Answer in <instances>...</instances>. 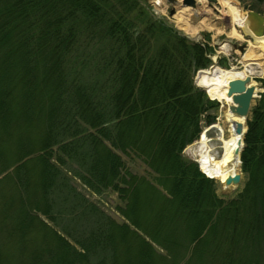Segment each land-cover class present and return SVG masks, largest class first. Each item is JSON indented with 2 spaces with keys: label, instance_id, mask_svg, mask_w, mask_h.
Returning <instances> with one entry per match:
<instances>
[{
  "label": "trees",
  "instance_id": "16d2710c",
  "mask_svg": "<svg viewBox=\"0 0 264 264\" xmlns=\"http://www.w3.org/2000/svg\"><path fill=\"white\" fill-rule=\"evenodd\" d=\"M212 52L138 0H0V264H264V91L236 197L220 198L183 154L218 106L194 82ZM61 166L97 194L117 192L128 222L69 185Z\"/></svg>",
  "mask_w": 264,
  "mask_h": 264
},
{
  "label": "rangeland",
  "instance_id": "374dc122",
  "mask_svg": "<svg viewBox=\"0 0 264 264\" xmlns=\"http://www.w3.org/2000/svg\"><path fill=\"white\" fill-rule=\"evenodd\" d=\"M157 0H138L140 5L146 6V8L149 10V14L151 18L157 22H163L167 24L174 32H176L180 36H187L192 42L195 40L200 43H205L208 44L209 46L213 47V52L210 55V58L212 60V64L202 70H207L211 69L214 66L224 68V69H229L232 67H235L237 69H241L243 66V55L249 50L253 49V45L255 44V39H253L249 34H246L242 29L238 28L236 26V23L233 21V18L231 15H229L228 11L227 14L224 16L218 15L216 12L213 11L212 8L208 6V1L207 0H197L198 7L201 8L203 7L206 9V13L202 17H196L195 18V9L191 7H184L181 5V0H178L176 4H170L167 0H160L159 4H156ZM231 5L236 7L242 15L247 16V13L249 11H254L257 12L261 15L264 16V0H229ZM197 7V8H198ZM214 7L218 10L221 11L222 8L214 4ZM172 8H175V14L173 16L170 15V11ZM186 10V11H184ZM183 14L184 17L180 18L179 16ZM201 14V12L199 13ZM193 17L195 19H193ZM188 18V22L190 25L193 27H197L200 23L207 21L209 23L210 27H205L202 29H197V33L194 35H188L185 34L181 29L178 28L177 26V20H181L182 23H185L186 19ZM180 21V22H181ZM138 24L141 26L140 22ZM236 28L241 37H232L231 36V31L233 28ZM226 43L225 48H221L222 45ZM160 42H156V46H158ZM247 44L246 48L244 49V52L240 50V47L244 46ZM253 44V45H252ZM236 45V46H235ZM79 51V52H78ZM257 51V50H255ZM90 48H87L85 45H79L76 48L75 54L78 56L80 60L83 59L84 62L87 61V57L89 55ZM258 52V51H257ZM88 54V55H87ZM89 66V65H88ZM87 66V67H88ZM262 68L263 72L260 75H255L253 78V83L256 85L258 88L257 90V97L253 101V107L257 104L258 100L261 98V94L263 93L264 89L262 88V83L260 82V79L264 78V59L262 60ZM95 71H92V66L85 70H82L81 74L82 76L87 79L94 73ZM198 73V72H197ZM195 74L194 76V82L196 86H199L198 84V74ZM211 100V99H210ZM218 103V102H216ZM215 107L211 108L208 110L206 113L202 115V121H201V126L202 129L207 127L206 123V116L212 115L216 118V121L218 119L224 120L225 112H226V106H222L221 103H218V106L214 104ZM215 121V120H214ZM40 123V125H38ZM43 119L40 118V120L37 121V125L39 126L38 128L41 129L42 126H46L44 124ZM27 126V123H26ZM245 126L247 127L246 123ZM30 126H27L24 128V131H26V136L28 141H32L35 138V134H37L38 130H35L34 132L29 131ZM34 130V129H32ZM35 133V134H34ZM8 132L4 133L2 135V139L6 136V139H11L12 135H7ZM1 145L2 142L0 141ZM196 141L190 145H188L184 151V157L192 162H196L197 158V150L198 146L195 145ZM4 148H9L13 149V145L11 141L6 140V143L4 145ZM193 150L195 151L193 155ZM124 158L128 161V166L130 167V170L134 173H137L139 175H147V169L146 167L138 160L131 159L127 156H124ZM76 168V167H74ZM61 171H63L64 174L67 175L69 178L68 184L73 185L74 187L77 188L78 191L83 193L87 199L90 201H94L95 203L98 204L107 214H109L116 222L118 223H123V222H128L118 211L117 207L123 205L124 206V201L119 198V195L117 192L113 190H105V192L101 194H97L93 191H91L83 182L82 180L75 175L74 172H72V168H69L66 166H61L60 167ZM239 173L241 174V182L238 185H235L234 187H223L219 184L216 183L215 185V191L216 194L222 198V199H230L234 198L238 195V193L243 189L244 183L246 181V176L242 172L241 169V164L239 168ZM148 176V175H147ZM66 210V209H65ZM74 216V214H73ZM43 219L52 227L54 228L57 232H59L62 236L66 237L69 239L71 244H74L70 238L62 232V226L56 227L55 224L49 220H46V218L43 217ZM88 227V222L87 223H78L79 227L84 226ZM68 226V225H66ZM134 230V227L132 228ZM141 234V232H140ZM151 242L150 239L147 238ZM76 245V244H74ZM154 247L158 252H160L163 255H168L165 250H163L160 246H158L156 243H153ZM77 246V245H76ZM78 247V246H77ZM44 249H46V246H43Z\"/></svg>",
  "mask_w": 264,
  "mask_h": 264
},
{
  "label": "bare ground",
  "instance_id": "6f19581e",
  "mask_svg": "<svg viewBox=\"0 0 264 264\" xmlns=\"http://www.w3.org/2000/svg\"><path fill=\"white\" fill-rule=\"evenodd\" d=\"M217 1L222 10L219 11V13L214 10L213 11L222 16L227 14L226 11H228L229 15H231L233 21L236 23V26L242 29V31H244L246 34L252 36L249 29L247 16L242 15L236 7L231 5L229 0ZM159 3L160 0H157L156 4ZM184 9L186 8L184 7ZM195 11V18L200 12V17L207 14L206 9H204L203 7H198L197 9H195ZM179 17L183 18L184 15L181 14ZM195 18L193 17V19ZM180 21L181 20H177L178 28L188 35L196 34L197 29L210 27L207 21L200 23L197 27H193L192 25H190V23L188 22V18L186 19L185 23H182V21ZM231 36L241 37L239 31L235 27L231 31ZM254 39L255 44H252L253 49H249L243 55V66L241 69H237L235 67L224 69L214 66L211 69L203 70L199 74L198 84L200 87H203L205 89L208 95V99L221 103L222 106H226V103L230 105L231 99L227 97L229 82L238 78L244 79L247 76L251 77L249 86H254L256 88L255 95L257 97L258 88L252 80L255 75H260L263 72L262 60L264 59V36L260 38L256 37ZM226 45L227 44L224 43L221 48H225ZM246 46L247 44H245V48ZM255 50H257L258 52ZM223 119L224 120L218 119V121H214V125L211 128H205L202 131L201 138H199V141L196 145L198 146L196 158L199 170L207 178H213L211 180H213L215 184L217 183L223 187L229 188L233 185L225 186V184H222V182H224L228 176L240 174L239 168L241 163L239 154L242 152L245 145L243 134L236 133L235 122L244 123V120L234 116L230 112L228 107H226V112ZM194 153L195 151L193 150V155ZM220 153H222V158L217 157V155H219Z\"/></svg>",
  "mask_w": 264,
  "mask_h": 264
},
{
  "label": "water",
  "instance_id": "95a60500",
  "mask_svg": "<svg viewBox=\"0 0 264 264\" xmlns=\"http://www.w3.org/2000/svg\"><path fill=\"white\" fill-rule=\"evenodd\" d=\"M167 1L170 4H176L178 2V0H167ZM207 1H208V6L212 8L214 11L219 13V11L214 7V4L218 5V1L217 0H207ZM181 5L183 7H191L193 9H197L198 7L197 0H181ZM174 14H175V8H172L170 11V15L173 16ZM197 16L200 17L199 14ZM247 20L249 22L248 25H249V29L252 34L251 37L253 39L256 37L257 38L263 37L264 36V16L257 12L249 11L247 13ZM187 38L190 39L189 37ZM244 48H245V45L240 47V50L243 52ZM250 80H251L250 76H247L244 79L238 78V79L232 80L229 82V87L227 90V97L231 99V104L229 105L228 103H226V107H228V109L234 116L244 120V123L235 122L236 133L243 134V136L247 131V127L245 128V131H244L245 122L251 113V108L253 106L252 102L254 98L256 97L255 95L256 88L254 86H249ZM213 125L214 124L210 125V128ZM240 155L241 153L239 154V157ZM217 157L222 158V153L217 155ZM240 182H241V174H236L234 176H228L225 179V181L222 182V184L224 183L225 186H231V185L235 186V185L240 184Z\"/></svg>",
  "mask_w": 264,
  "mask_h": 264
}]
</instances>
